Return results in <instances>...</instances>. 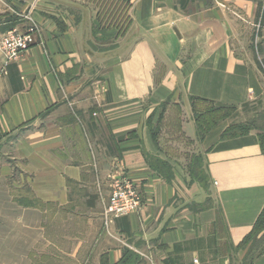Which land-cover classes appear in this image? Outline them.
<instances>
[{
    "label": "crops",
    "instance_id": "obj_1",
    "mask_svg": "<svg viewBox=\"0 0 264 264\" xmlns=\"http://www.w3.org/2000/svg\"><path fill=\"white\" fill-rule=\"evenodd\" d=\"M71 1L0 0L15 28L28 11L40 27L0 60V183L20 202L91 198L96 264H244L264 211L262 131L228 132L264 110V0H121L124 29ZM122 173L142 206L106 220Z\"/></svg>",
    "mask_w": 264,
    "mask_h": 264
},
{
    "label": "rangeland",
    "instance_id": "obj_2",
    "mask_svg": "<svg viewBox=\"0 0 264 264\" xmlns=\"http://www.w3.org/2000/svg\"><path fill=\"white\" fill-rule=\"evenodd\" d=\"M9 1L4 0V3ZM70 3L69 10L77 12V17V8L84 5L85 8L82 9L85 12L92 9L100 12L106 25L117 27L118 24L119 29H124L128 22L124 13L126 6L122 1L72 0ZM22 17L28 22L27 26L30 25L29 18H32V14L28 11ZM21 20V16L15 12L13 16L9 14L0 17L1 46L9 30L15 28L14 25ZM0 60L10 62L1 50ZM245 119L235 118L236 121L244 120L242 124L246 128L260 129L264 141V110L255 118ZM113 182L111 179L109 184ZM28 186L24 189L26 194L32 192ZM0 188L4 190L0 191V264H96L93 262L92 253L96 227L90 220L92 215L87 213L85 207V202L91 198H83L84 194L76 190L70 203L64 207L59 201L45 203L33 198H23L21 202L18 201V197H14L11 191L12 184L9 178L4 179V183H0ZM100 189L101 185L98 187V190ZM110 192L109 187V194ZM108 198L109 195L104 198V202ZM260 242L264 246V238Z\"/></svg>",
    "mask_w": 264,
    "mask_h": 264
},
{
    "label": "built area",
    "instance_id": "obj_3",
    "mask_svg": "<svg viewBox=\"0 0 264 264\" xmlns=\"http://www.w3.org/2000/svg\"><path fill=\"white\" fill-rule=\"evenodd\" d=\"M27 17V16H26ZM25 30L13 28L5 36L0 50L8 61L20 58L36 40V33L40 30L39 24L32 18ZM124 173V171H123ZM120 177L110 175L114 182L109 184L111 192L105 203L106 219L116 218L120 215L138 212L143 203L141 191L123 174Z\"/></svg>",
    "mask_w": 264,
    "mask_h": 264
},
{
    "label": "trees",
    "instance_id": "obj_4",
    "mask_svg": "<svg viewBox=\"0 0 264 264\" xmlns=\"http://www.w3.org/2000/svg\"><path fill=\"white\" fill-rule=\"evenodd\" d=\"M118 1H121V0H118ZM260 14H262V17H264V7H262V6L260 7ZM232 114L233 113L231 112V109H228L227 115H232ZM211 116H214V114H211ZM209 125H210V123L208 124V121L206 122L205 125H204V122H201L200 123V129L202 130V129L208 127ZM247 131H248V128H246L242 124H237V125L233 126L232 128H230L228 133H230V135H237L240 133L244 134ZM260 138L262 141V148L264 150L263 137L260 135ZM197 173H199V172H197ZM199 176L202 177L201 174ZM262 238H264V211L258 217L252 231L244 239V242H243L244 245L250 244L249 250H248L247 255L245 257L244 264H252L253 260L257 256H259L260 254H262L264 252V246L260 242ZM117 264H123V262L122 263L119 262Z\"/></svg>",
    "mask_w": 264,
    "mask_h": 264
}]
</instances>
